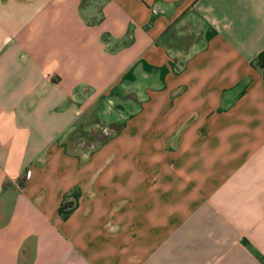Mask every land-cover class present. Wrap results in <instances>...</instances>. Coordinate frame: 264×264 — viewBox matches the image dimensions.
Wrapping results in <instances>:
<instances>
[{"label":"crops","instance_id":"1","mask_svg":"<svg viewBox=\"0 0 264 264\" xmlns=\"http://www.w3.org/2000/svg\"><path fill=\"white\" fill-rule=\"evenodd\" d=\"M83 3L0 0V264H264V0Z\"/></svg>","mask_w":264,"mask_h":264},{"label":"rangeland","instance_id":"2","mask_svg":"<svg viewBox=\"0 0 264 264\" xmlns=\"http://www.w3.org/2000/svg\"><path fill=\"white\" fill-rule=\"evenodd\" d=\"M92 0H84L83 6H85L88 3H91ZM83 109L82 108H78L77 112L79 114L83 113ZM94 129L98 130V132H100L102 135L108 136V137H113L114 135H116L118 133V129L114 128L113 126H106V125H100V126H94L90 129V132L95 131Z\"/></svg>","mask_w":264,"mask_h":264},{"label":"trees","instance_id":"3","mask_svg":"<svg viewBox=\"0 0 264 264\" xmlns=\"http://www.w3.org/2000/svg\"><path fill=\"white\" fill-rule=\"evenodd\" d=\"M258 64L260 67L264 68V52H262L259 56H258ZM64 205L61 206V212L63 213L64 217H67V215L71 212V210H64Z\"/></svg>","mask_w":264,"mask_h":264}]
</instances>
